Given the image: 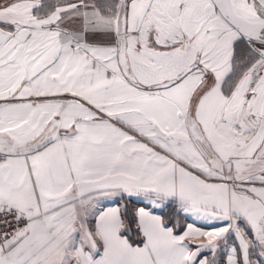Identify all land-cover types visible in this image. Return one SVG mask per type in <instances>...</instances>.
<instances>
[{
    "label": "snow or ice",
    "instance_id": "obj_1",
    "mask_svg": "<svg viewBox=\"0 0 264 264\" xmlns=\"http://www.w3.org/2000/svg\"><path fill=\"white\" fill-rule=\"evenodd\" d=\"M0 264H264V0H0Z\"/></svg>",
    "mask_w": 264,
    "mask_h": 264
},
{
    "label": "trees",
    "instance_id": "obj_2",
    "mask_svg": "<svg viewBox=\"0 0 264 264\" xmlns=\"http://www.w3.org/2000/svg\"><path fill=\"white\" fill-rule=\"evenodd\" d=\"M171 209H168V210H166V212H165V215H168V214H170L171 213ZM181 223H183V219H181Z\"/></svg>",
    "mask_w": 264,
    "mask_h": 264
}]
</instances>
